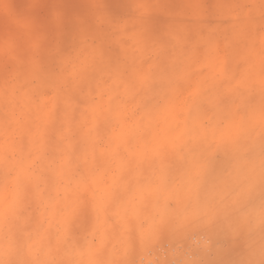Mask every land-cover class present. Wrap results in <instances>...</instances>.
<instances>
[{"label": "snow or ice", "instance_id": "obj_1", "mask_svg": "<svg viewBox=\"0 0 264 264\" xmlns=\"http://www.w3.org/2000/svg\"><path fill=\"white\" fill-rule=\"evenodd\" d=\"M113 3L0 36V264H264V0Z\"/></svg>", "mask_w": 264, "mask_h": 264}, {"label": "rangeland", "instance_id": "obj_2", "mask_svg": "<svg viewBox=\"0 0 264 264\" xmlns=\"http://www.w3.org/2000/svg\"><path fill=\"white\" fill-rule=\"evenodd\" d=\"M29 2L30 0H0V36H4L7 33L15 32L17 30V20L26 14L29 13ZM177 6L184 3V0H174ZM204 6L207 9L214 8L216 0H202ZM65 7L71 8L74 11H87L88 8V0H65ZM109 7H113V0H109ZM48 5L41 4L36 6L32 10V14L34 16L43 15V10L46 9ZM205 22H215L216 17L212 14L206 15L204 17ZM88 130V125H85L81 130V135H85ZM257 235H258V227H257ZM97 243H99V235L96 236ZM116 243V241H113ZM109 248L112 247L110 243ZM117 247L120 248V251H123L122 246L117 244ZM169 248V243L167 241L162 242L160 245L161 252L163 253L164 249ZM135 259H139V256L133 257Z\"/></svg>", "mask_w": 264, "mask_h": 264}, {"label": "clouds", "instance_id": "obj_3", "mask_svg": "<svg viewBox=\"0 0 264 264\" xmlns=\"http://www.w3.org/2000/svg\"><path fill=\"white\" fill-rule=\"evenodd\" d=\"M215 247L220 249L223 254L221 256H217L214 250H210L207 253V255L204 257L206 264H214V262L219 260L229 261V262H233V264H236V262L244 260L249 252V248L247 246L245 238L243 237H240L239 239L231 243L226 242L221 237L218 239V243ZM258 253H259V247L257 246L256 249L257 260L259 259ZM164 255L167 256V252H165ZM184 255H188V253L185 252Z\"/></svg>", "mask_w": 264, "mask_h": 264}]
</instances>
